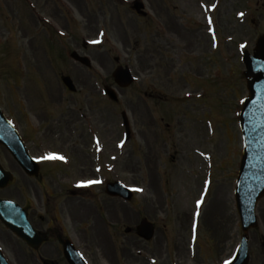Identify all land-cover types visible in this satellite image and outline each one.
<instances>
[{
	"label": "rangeland",
	"instance_id": "rangeland-1",
	"mask_svg": "<svg viewBox=\"0 0 264 264\" xmlns=\"http://www.w3.org/2000/svg\"><path fill=\"white\" fill-rule=\"evenodd\" d=\"M133 1L0 0L1 102L17 118L31 106L46 113L41 122L31 117L42 128L29 144L65 158L44 165L58 167L48 207L57 205L53 213L68 223L73 204H87L81 251L90 264H223L226 231L241 230L234 190L248 93L242 55L264 33V0H142L146 17ZM72 50L87 55L91 69L73 61ZM119 64L135 76L125 88L113 79ZM65 74L77 86L72 95ZM71 107L83 111L74 112V137L64 125ZM50 124L58 130L47 140ZM7 155L0 147V160L15 169ZM72 172L85 181L120 180L135 195L115 198L112 213L104 186L91 184L94 192L76 202L67 197ZM257 214L264 230V199ZM144 217L157 227L150 241L136 234Z\"/></svg>",
	"mask_w": 264,
	"mask_h": 264
},
{
	"label": "flooded vegetation",
	"instance_id": "flooded-vegetation-1",
	"mask_svg": "<svg viewBox=\"0 0 264 264\" xmlns=\"http://www.w3.org/2000/svg\"><path fill=\"white\" fill-rule=\"evenodd\" d=\"M84 47L86 48L87 45H84ZM65 89L68 90L66 87ZM70 93L71 95L74 94V92ZM30 104L33 105L32 103ZM1 105L6 115L16 122L19 132L30 153L34 157H37L40 162L39 174L30 175L15 161V159L9 153H7V156L10 158L12 163L16 165L15 169L6 167L0 160L4 169L13 175V180L9 182L5 188L0 189V199L13 200L19 204V215L28 219L32 227L31 235L35 241L33 244L26 238L18 236L0 219V255L2 258H5L9 264H69L64 252L65 244L67 243L79 251H81L82 248H87L86 229L88 227L87 223L89 222V217L88 215L84 214H89L90 211L87 209L86 203V205L84 203L73 204V210L75 212L68 210L66 214L68 223H66L65 220L64 222L61 221L60 217L53 213L54 210L56 213L57 205L51 206L50 208L48 205L51 198L55 199L57 194L55 193V195L54 193L50 192L47 185H54L53 174L57 173L58 167L44 166L48 162H41V156H44L42 149L36 144L34 147L29 144V139L32 137V135L39 133L42 128H40V125L39 127H35V125L32 123L31 117H34L35 120L41 122L42 120L46 119V113L42 117L40 113L37 112L38 109L34 106H31L30 109L21 108L19 112L20 117L17 118V116L11 114L12 112L8 110L7 106L3 107L2 102ZM74 112L76 113V111H74L71 107L70 112L68 115H66L67 117L64 120V125L67 124L70 128V131L73 132V135H71L72 137L75 136L73 117L76 118V116ZM82 113L83 111L81 108L80 112L76 113L77 117L80 114L82 115ZM57 130L58 129H56L52 124L46 125L44 128V138H47L50 135H55ZM48 133L51 134L49 135ZM78 136L79 134L77 137ZM80 136L86 140L83 133H81ZM78 146L79 145H77V147ZM70 162H72V160H69L66 165H68ZM55 163L57 165V162ZM71 168L72 166H69V170H71ZM77 173L72 172V174L66 178L69 184L67 188V191L69 192L67 197L70 199H77L76 202H80V199L82 200L86 198V194L93 193L94 191L90 187H83L81 183H79L81 181L84 182L86 177L76 178ZM105 184L106 180H104L101 184L104 186V192ZM56 185L59 187L61 186L60 184ZM110 198L113 202L111 209L114 208V211L111 212L115 213V198ZM36 204L43 207L42 213L35 207ZM83 205H85L86 208H83ZM68 207L71 209V206ZM98 209L99 207L95 206V210L97 211ZM242 235L243 232L241 230H239L236 234H234L232 230L226 231L225 239L223 242H221L222 249L220 248V253L226 254L227 256L225 255V258L227 260L233 258L236 247ZM38 237H42L43 242H38ZM235 237L239 239H235ZM248 241L250 247V260L248 264H264V230H251L249 232Z\"/></svg>",
	"mask_w": 264,
	"mask_h": 264
},
{
	"label": "water",
	"instance_id": "water-1",
	"mask_svg": "<svg viewBox=\"0 0 264 264\" xmlns=\"http://www.w3.org/2000/svg\"><path fill=\"white\" fill-rule=\"evenodd\" d=\"M142 7L143 4L140 2H136L134 5L138 13L142 12ZM143 14L146 13L143 12ZM72 56L84 65L91 66L89 58L80 56L76 52H73ZM244 61L247 68L244 74L247 79L249 96L245 99L240 114L245 148L235 195L241 226L245 233L231 264H246L249 260L247 232L258 224L255 209L258 201L264 196V34L258 38L254 54H250L248 51L245 52ZM113 77L121 87L129 86L134 79L128 66H118L113 73ZM63 82L71 90H75V84L70 76H64ZM106 90L112 99H118L113 89L106 87ZM123 118L129 136L128 118L125 112H123ZM0 145L5 146L22 165L28 168L29 172L37 174V164L26 151L17 131L5 119L1 110ZM11 179V175L5 172L0 165V187H5ZM106 191L109 195L120 196L126 200H131L133 197V192L119 181L108 183ZM19 210L20 207L17 203L0 200V218L3 222L34 244L35 241L31 235L32 228L26 218L18 214ZM130 230V228H127L126 232H130ZM137 233L147 240L151 239L155 234L154 224L144 218L137 227ZM65 255L70 264H86L84 260L79 259L80 256L75 248L68 244L65 246ZM0 264H7V262L0 257Z\"/></svg>",
	"mask_w": 264,
	"mask_h": 264
},
{
	"label": "snow or ice",
	"instance_id": "snow-or-ice-1",
	"mask_svg": "<svg viewBox=\"0 0 264 264\" xmlns=\"http://www.w3.org/2000/svg\"><path fill=\"white\" fill-rule=\"evenodd\" d=\"M241 16H243L244 14L243 13H240ZM45 159H65L63 156H57L55 154H52L48 157H45ZM95 183H99V181H93V180H89V181H86V182H82V184H87V185H91V184H95ZM200 203H202L201 201H198L197 204L199 205ZM228 264H231V262L229 261Z\"/></svg>",
	"mask_w": 264,
	"mask_h": 264
}]
</instances>
